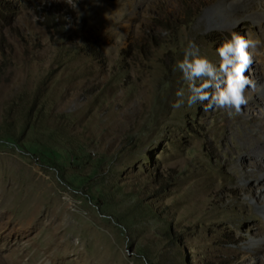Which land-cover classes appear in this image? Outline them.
<instances>
[{
    "label": "rangeland",
    "instance_id": "374dc122",
    "mask_svg": "<svg viewBox=\"0 0 264 264\" xmlns=\"http://www.w3.org/2000/svg\"><path fill=\"white\" fill-rule=\"evenodd\" d=\"M232 2L0 0V264H264V11ZM233 32L247 104H190L177 62Z\"/></svg>",
    "mask_w": 264,
    "mask_h": 264
},
{
    "label": "clouds",
    "instance_id": "9594fccd",
    "mask_svg": "<svg viewBox=\"0 0 264 264\" xmlns=\"http://www.w3.org/2000/svg\"><path fill=\"white\" fill-rule=\"evenodd\" d=\"M256 43L259 41L248 40L236 32L231 33V39L222 41L216 49L220 57L217 67L206 57L199 55L196 45L190 42L184 59L177 62L178 69L182 71L184 79L189 82L191 93L188 98L189 103L208 100L209 108L215 105L217 108L226 109L229 115L232 114L233 109L236 113H240L242 105L247 104L244 96L245 88L255 86L244 73L252 64L247 50L250 45L254 46ZM201 78L207 79L197 86L196 80ZM208 88H212L213 92L206 91ZM178 95L183 93L180 92Z\"/></svg>",
    "mask_w": 264,
    "mask_h": 264
},
{
    "label": "bare ground",
    "instance_id": "6f19581e",
    "mask_svg": "<svg viewBox=\"0 0 264 264\" xmlns=\"http://www.w3.org/2000/svg\"><path fill=\"white\" fill-rule=\"evenodd\" d=\"M232 5V9L238 14L244 12H253L255 15L260 14V10L264 11V0H233ZM248 155L250 156V162L245 163V165H247V168H252L256 171H261L262 167L258 165L256 158H263L264 163V151L259 148H251L248 151ZM254 175H256V173H254Z\"/></svg>",
    "mask_w": 264,
    "mask_h": 264
},
{
    "label": "trees",
    "instance_id": "16d2710c",
    "mask_svg": "<svg viewBox=\"0 0 264 264\" xmlns=\"http://www.w3.org/2000/svg\"><path fill=\"white\" fill-rule=\"evenodd\" d=\"M12 140H13L12 137H6V141L7 142H9V141L13 142ZM21 148L24 151H27L28 153L38 154L42 158V160H45V162H48L49 161V162H51V163H49L50 165H53L55 168H57V170L60 169V168L57 167L56 163H54L52 161L53 158L55 157L54 152H52L50 150L39 149V147L37 145H32L31 148H28L26 146H22ZM61 152H64V151H61Z\"/></svg>",
    "mask_w": 264,
    "mask_h": 264
}]
</instances>
